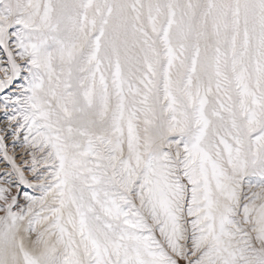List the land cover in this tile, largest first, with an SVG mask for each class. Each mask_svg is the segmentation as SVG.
<instances>
[{
  "label": "snow or ice",
  "instance_id": "obj_1",
  "mask_svg": "<svg viewBox=\"0 0 264 264\" xmlns=\"http://www.w3.org/2000/svg\"><path fill=\"white\" fill-rule=\"evenodd\" d=\"M0 264H264V0H0Z\"/></svg>",
  "mask_w": 264,
  "mask_h": 264
},
{
  "label": "rangeland",
  "instance_id": "obj_2",
  "mask_svg": "<svg viewBox=\"0 0 264 264\" xmlns=\"http://www.w3.org/2000/svg\"><path fill=\"white\" fill-rule=\"evenodd\" d=\"M0 119H2V115H0Z\"/></svg>",
  "mask_w": 264,
  "mask_h": 264
}]
</instances>
